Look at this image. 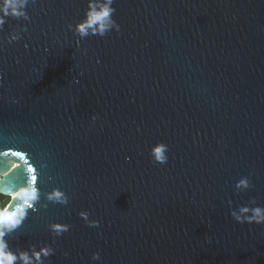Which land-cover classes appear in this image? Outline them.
<instances>
[{"label": "water", "instance_id": "1", "mask_svg": "<svg viewBox=\"0 0 264 264\" xmlns=\"http://www.w3.org/2000/svg\"><path fill=\"white\" fill-rule=\"evenodd\" d=\"M15 2L0 9V184L35 176L38 198L9 249L52 250L31 264H264V223L231 215L264 209V0H110L103 34L83 36L109 0Z\"/></svg>", "mask_w": 264, "mask_h": 264}, {"label": "clouds", "instance_id": "2", "mask_svg": "<svg viewBox=\"0 0 264 264\" xmlns=\"http://www.w3.org/2000/svg\"><path fill=\"white\" fill-rule=\"evenodd\" d=\"M17 7L15 0H3L2 5H0V9L3 10L5 15L9 13V10H11L13 14L18 15ZM112 11L113 9L110 7V0L109 5H105L99 10L94 6H91V10L87 13L85 19L77 25L78 33L83 36L88 34L89 29L95 30L98 28L101 34H103V31L107 28V21L110 19ZM3 22V18L0 17V24H3ZM93 118L95 119V117ZM167 151V146L162 143L153 145L151 151L153 162L160 164L166 163L168 160V156L166 155ZM35 180L36 177L32 176L25 186L17 189L15 188V185H13L7 191L5 190L6 186L0 184V197L8 198L7 203L0 201V264H14V261L18 259L21 260L23 264H31L32 257H35L37 262H39L41 256L51 254V249L41 248L39 250H33L32 257L29 256L27 251H23L17 255L9 249L7 242L4 239L8 232L22 223L27 214L28 208L32 207L33 202L38 198V189L34 184ZM247 186V179H242L237 184L238 188ZM50 198L63 200V194L60 191H54ZM244 212H250L251 215L242 217L235 212L231 213V215L239 223H264V209H244ZM80 215L87 220V211L82 210ZM99 223V220H95L89 222L88 225L98 226ZM53 230L57 234H61L67 232L69 226L57 224L53 225ZM93 256L94 258H98L97 253H93Z\"/></svg>", "mask_w": 264, "mask_h": 264}, {"label": "trees", "instance_id": "3", "mask_svg": "<svg viewBox=\"0 0 264 264\" xmlns=\"http://www.w3.org/2000/svg\"><path fill=\"white\" fill-rule=\"evenodd\" d=\"M0 198H3V197H0Z\"/></svg>", "mask_w": 264, "mask_h": 264}]
</instances>
